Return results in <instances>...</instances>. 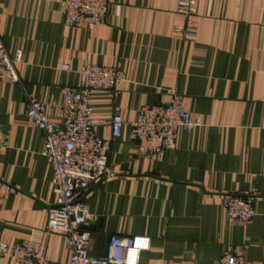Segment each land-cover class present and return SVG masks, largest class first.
Here are the masks:
<instances>
[{
  "label": "crops",
  "instance_id": "obj_1",
  "mask_svg": "<svg viewBox=\"0 0 264 264\" xmlns=\"http://www.w3.org/2000/svg\"><path fill=\"white\" fill-rule=\"evenodd\" d=\"M110 3L106 21L89 28L66 22L57 0H0V39L10 55L22 51L19 83L0 66V241L33 240L44 264H69L62 235L45 228L52 170L44 133L26 116L27 94L61 100L94 63L124 73L114 90L91 91L94 130L111 138L115 110L124 125L111 140L113 174L79 196L92 217L89 253L104 257L111 235H142L149 248L139 264H217L228 247L264 264V0H197L186 35L173 30L183 24L176 0ZM172 92L201 124L178 131L159 160L129 122ZM234 194L252 198L250 220H228L224 202Z\"/></svg>",
  "mask_w": 264,
  "mask_h": 264
},
{
  "label": "built area",
  "instance_id": "obj_2",
  "mask_svg": "<svg viewBox=\"0 0 264 264\" xmlns=\"http://www.w3.org/2000/svg\"><path fill=\"white\" fill-rule=\"evenodd\" d=\"M66 22L94 27L104 23L110 10V0H57ZM183 24L174 32L190 34L194 30L197 0H176ZM22 61L21 49L10 55L0 39V66L4 77L19 83L16 65ZM65 69V65H61ZM77 86L63 89L61 100L51 97L40 101L27 94L26 116L44 133L41 154L52 170V189L55 204L48 209L45 228L49 233L62 235L70 251L69 264H139L140 254L149 248V237L142 235H111L104 257L89 253L90 232L86 228L92 219L80 194L90 185L111 176L108 164L111 140L119 137L124 121L118 110L110 120L111 138H103L94 130L90 94L93 90H114L124 81V73L117 66L86 63L81 69ZM52 110L53 113L49 112ZM201 121L184 107L182 97L170 93L165 103L139 108L129 122V133L148 144L151 156L161 160L164 152L175 145L177 132H189ZM5 140L0 139V146ZM230 222L248 221L254 214L252 198L229 195L224 202ZM11 256L19 264H44L48 261L45 248L38 242L24 239L15 244L0 241V258ZM217 264H246L240 253L231 247L220 255Z\"/></svg>",
  "mask_w": 264,
  "mask_h": 264
}]
</instances>
